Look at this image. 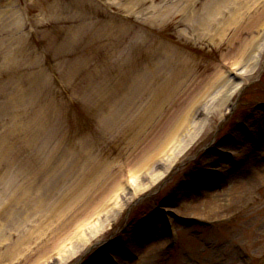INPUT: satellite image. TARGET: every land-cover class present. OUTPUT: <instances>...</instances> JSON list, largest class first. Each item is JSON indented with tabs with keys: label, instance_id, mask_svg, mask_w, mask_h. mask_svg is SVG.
<instances>
[{
	"label": "rangeland",
	"instance_id": "1",
	"mask_svg": "<svg viewBox=\"0 0 264 264\" xmlns=\"http://www.w3.org/2000/svg\"><path fill=\"white\" fill-rule=\"evenodd\" d=\"M218 1L0 0V264H63L59 252L69 255L78 239L88 247L68 264L90 254L88 264L101 263L96 246L105 242L112 246L103 251L121 261L117 244L135 243L134 234L149 238L124 264H264V64L262 77L247 76L256 82L234 112L213 110L199 129L213 96L224 93L208 89L213 75L234 83L244 75V64L231 61L250 41L249 56L264 53V0H231L221 15ZM253 25L262 27L258 41L247 33ZM201 95L186 128L151 167L141 165L145 148L167 142ZM243 157L252 164L225 181ZM105 184L107 194L120 190L98 206ZM21 186L33 195L56 187L51 198L61 206L53 210L74 238L55 237L53 220L31 226L32 214H16L8 202ZM90 194L102 210L72 224ZM160 204L190 220L177 225L173 249L152 217Z\"/></svg>",
	"mask_w": 264,
	"mask_h": 264
},
{
	"label": "bare ground",
	"instance_id": "2",
	"mask_svg": "<svg viewBox=\"0 0 264 264\" xmlns=\"http://www.w3.org/2000/svg\"><path fill=\"white\" fill-rule=\"evenodd\" d=\"M257 2H258V0H257ZM230 3H231V0L218 1L217 7H216L217 13H216V11L214 13L221 15L223 8ZM210 16H212V15H210ZM231 16H236V15H231ZM230 18H231L232 22H234V19L232 17H230ZM261 25L264 26L263 23ZM261 29H262V27H259V25H256V26L253 25L252 28H249V30H248L249 32H247V33L248 34H250V33L254 34L253 35V41H254V39L256 41H258L260 39V31L259 30H261ZM239 31H241V29H239ZM251 43L252 42L250 41L248 46L245 45V46L240 48V56L241 57L231 61V64L233 67H236V65L244 64L243 65V66H245L244 68L250 69L249 72H252L253 70H255L258 67V65L261 64V62H263L261 60V58H262L261 53L262 52H260L258 54V58L256 60L253 59L254 55H252L253 54L252 50L250 52L252 54H250V56H249V54H248L249 50L253 47V44L251 46ZM263 46H264V42H263ZM213 77H215V78L213 81H211V84H210L208 89L213 88V90L211 91V92H213V91H215V88H217L221 91V93L222 92H224V93H223L222 97L220 96V99H218L219 97L217 98L218 93L213 96L212 102H211L210 106L207 108V111L204 115L206 117L204 118V121H202L201 127L199 126L200 127L199 129H201L202 126L208 121V116H210L213 113V110L218 109V111H220L222 109V111H223V109L225 108L228 111V108H229V105L227 104L228 100H230V98L232 97V93L234 92L235 87L237 86V83L230 81L227 77H224V75L222 73H219L218 71L213 75ZM197 82L194 81L193 85H196ZM202 97H203L202 95L197 97L194 100L193 104H191V107H189V109L180 118L179 122L177 123L176 129L173 131V133L169 137H167L168 143L166 141H164L163 142L164 144L162 143L161 146L158 144L155 147L151 146V147L145 148L144 153L142 154L143 162L141 163V165L143 164V166H144V165H150L151 164L149 167L152 166V162H154L155 159L158 157V155L162 153L164 148H166V146L171 141H174L177 138V136H178L177 129H179L181 127L186 128V126L188 125V123L190 121V118H192L194 115V109H195L194 105H197V103L200 102L199 99H201ZM196 133H199V130L194 132V135H196ZM251 164L252 163H250L249 166ZM167 167H169V166L167 165ZM167 172H168V170L166 169L163 173H161L159 175L158 179L163 177ZM257 172H258V174H260L261 177L264 176V164L259 165V171H257ZM228 181H230V180H227V182ZM53 188H54V190L52 192L42 193L40 195L39 194L33 195L34 193L29 192L27 190V188H23V186H21L17 189L18 190L17 193L14 194L10 198V201L8 203L11 207L16 209V211H14V212H16V214L17 213L24 214L25 218L31 217V214H32L33 217H31V218H34V220H33L34 222L31 223V226H35L38 223V221H40L41 223L44 224L47 220H53L50 222V225L48 226L47 230H49V228L51 227L49 231L53 232L56 235L55 237H58V239H62V240H65L68 238L73 239L74 237H69V236L71 234L70 231L74 228V226H72V227H71V225L68 226L65 222V219H62L63 218L62 215L59 214L57 216L55 213V210H53L54 204H55V206L59 204L58 207L61 206V200L60 199H58L59 200L58 201L56 198L55 199L51 198V196L52 195L54 196L57 192V188L56 187H53ZM145 188H141L140 191H144ZM119 190H120V185L118 184L114 187V189L112 188L111 191L107 194L108 190H107L106 184H105L104 189L101 190V196H99L102 198L100 201L101 203H99L98 206H100V204H101V206H104V204L106 203V199L111 194H112L111 196H114L116 193H118ZM80 197H81V195H78L76 197V199H79ZM210 198H214V197L211 196ZM82 199L83 200H81L77 204L83 203V206H85V208H82V207L77 208L78 211H76V213L70 219V222H72V224L75 221L79 222L81 219L90 216V213L91 214L92 213L98 214L100 212V210H102V209L95 208L94 202H95L96 198L94 197V195L90 194V195H87L85 198H82ZM90 206L93 207V210H91V211H89ZM14 212H12V211L10 212L11 217H13L15 215ZM95 214H92L91 217L94 216ZM89 218H86V219L89 220ZM10 219H12V218H10ZM30 220L26 222L27 225H30ZM108 220H111L110 216H107L105 219V221H108ZM53 222H56L55 228H53ZM17 229H18V231H22V227H20V226H18ZM49 231L47 233H45V234L43 233V234L44 235L50 234ZM28 232H30V231H28ZM41 237L39 236L38 238H41ZM78 241H79V239L77 241L73 242V245H75L76 249L74 251H71V253L69 255L65 256L62 252H59V258L62 259L63 264H68V262H71L81 252H83L85 250V248L88 247L89 240L83 242L82 244H80ZM75 243H77V244H75ZM57 245L60 246V243H58ZM77 247H79V248L77 249ZM54 251H56V250L53 249V252Z\"/></svg>",
	"mask_w": 264,
	"mask_h": 264
}]
</instances>
